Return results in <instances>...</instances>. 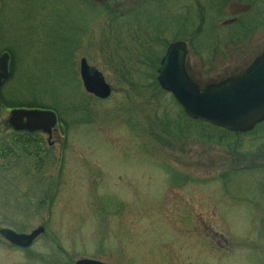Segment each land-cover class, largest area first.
I'll use <instances>...</instances> for the list:
<instances>
[{
    "label": "rangeland",
    "instance_id": "1",
    "mask_svg": "<svg viewBox=\"0 0 264 264\" xmlns=\"http://www.w3.org/2000/svg\"><path fill=\"white\" fill-rule=\"evenodd\" d=\"M106 1H4L0 31L21 57L8 98L60 123L36 133L33 158L0 141L20 151L0 156V264H264V126L237 136L189 119L152 65L186 40L201 86L240 74L264 47V0ZM132 2L145 24L111 19ZM82 58L108 99L85 92ZM42 226L29 248L1 235Z\"/></svg>",
    "mask_w": 264,
    "mask_h": 264
},
{
    "label": "water",
    "instance_id": "2",
    "mask_svg": "<svg viewBox=\"0 0 264 264\" xmlns=\"http://www.w3.org/2000/svg\"><path fill=\"white\" fill-rule=\"evenodd\" d=\"M80 76L88 94L102 100L112 95V86L103 73L91 66L86 58L81 59ZM157 81L193 120L234 133H248L264 122V50L242 74L201 86L188 72L187 43L177 41L169 45L162 58ZM32 118L46 126L54 125L56 121L53 112L35 111ZM45 231L42 226L29 234L9 229L1 233L12 245L29 248ZM75 264L107 263L80 259Z\"/></svg>",
    "mask_w": 264,
    "mask_h": 264
},
{
    "label": "flooded vegetation",
    "instance_id": "3",
    "mask_svg": "<svg viewBox=\"0 0 264 264\" xmlns=\"http://www.w3.org/2000/svg\"><path fill=\"white\" fill-rule=\"evenodd\" d=\"M4 1L5 0H0V13L4 9ZM87 3L95 8L99 7L100 4H103L105 5L106 9H110L108 6L109 2L106 0H87ZM133 4L134 3L132 2L131 6L126 5L124 12H121L122 6L119 5L116 8L111 9V19L115 21L123 19L129 28L130 26L139 28V26L145 24V16L147 12L145 3L136 7L133 6ZM3 45L4 47H2ZM18 51L19 48H17L15 45L13 46L6 43V40L4 37H2L0 31V109H4L7 112V114H5L7 115V118L3 119V115L0 117V125H4L6 128L5 131L4 129L0 130V141L13 142L16 143L18 147L23 146L22 148H24L29 147L28 143L34 140L36 133L47 134L49 139L52 138L54 132H56V127L60 123V120L59 116L56 114L58 119H56L54 125L46 126L40 122H36L32 118L35 110L41 112H50V109L46 110L47 108L44 107H35L33 105L8 98L7 87L11 81L16 79V74L18 72V58H21L18 54ZM262 51L263 49L256 57H258ZM49 144H51L50 141ZM15 150L16 151L14 154L18 155L20 151H18V148ZM5 153L6 152L0 148V156H4Z\"/></svg>",
    "mask_w": 264,
    "mask_h": 264
},
{
    "label": "trees",
    "instance_id": "4",
    "mask_svg": "<svg viewBox=\"0 0 264 264\" xmlns=\"http://www.w3.org/2000/svg\"><path fill=\"white\" fill-rule=\"evenodd\" d=\"M150 58V57H149ZM157 58V57H156ZM160 61H161V58H157V60L155 61V62H153L152 63V65H153V72L155 71L156 72V70H157V68L159 67V65H160ZM154 72V73H155ZM154 79H155V76H154ZM262 127V126H264V123L263 124H261V125H259L257 128H256V130L255 131H253V132H251V133H254V132H256L257 131V129L259 128V127ZM229 134H231V135H237V136H244L245 134H241V133H231V132H228ZM250 134V133H249ZM36 136V135H35ZM34 136V137H35ZM28 145L30 146V145H32V147L33 148H30V154L32 155L31 157L33 158V156H34V152H36V151H38V150H41V151H43L42 149H40V147L42 146V143L40 142V140H39V138H37V137H35V139L34 140H32L31 142H29L28 143ZM8 150V151H7ZM7 150H5V149H3V151L4 152H6L5 153V158H9L13 153H14V151H15V149H7Z\"/></svg>",
    "mask_w": 264,
    "mask_h": 264
}]
</instances>
